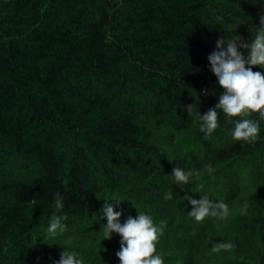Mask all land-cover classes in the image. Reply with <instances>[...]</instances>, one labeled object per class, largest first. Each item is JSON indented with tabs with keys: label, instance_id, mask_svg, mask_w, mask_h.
<instances>
[{
	"label": "trees",
	"instance_id": "16d2710c",
	"mask_svg": "<svg viewBox=\"0 0 264 264\" xmlns=\"http://www.w3.org/2000/svg\"><path fill=\"white\" fill-rule=\"evenodd\" d=\"M261 15L264 0H0V264H54L65 249L120 264L106 205L121 223L164 222V264H264V121L247 144L221 113L205 139L185 111L218 103L208 56L221 37L250 42ZM203 195L228 215L196 222L184 197ZM53 214L67 216L55 237Z\"/></svg>",
	"mask_w": 264,
	"mask_h": 264
},
{
	"label": "clouds",
	"instance_id": "9594fccd",
	"mask_svg": "<svg viewBox=\"0 0 264 264\" xmlns=\"http://www.w3.org/2000/svg\"><path fill=\"white\" fill-rule=\"evenodd\" d=\"M259 24L260 27L256 28V34L250 42H246L244 37L239 35H229L227 39L221 37L216 41V50L208 56L210 71L223 89L218 103L203 115L195 111L196 105L185 106L189 116L195 115L200 131L205 133V139L219 128L221 113L229 123L234 124L230 133L233 141L251 144L257 142L260 137V122L264 121V72H254L253 67L264 69V15L260 16ZM240 49L248 50L247 57ZM204 94L207 95V92ZM254 116L259 119L252 118ZM208 171L212 172L211 166H208ZM192 176L191 170L185 171L179 166H175L171 173L177 184L187 185ZM203 187L201 184L198 192H202ZM168 198H172L171 193ZM63 199L57 191L55 208L58 211L64 206ZM184 199L192 205V211L188 215L196 222H203L209 217L224 218L228 215V205L222 201L213 202L208 195H203L199 200L192 196H186ZM103 212L107 219L106 226H103V240H111L113 233L120 236V249L115 253L120 264H164V258L158 252L164 222L157 225L151 215L138 211L135 218L129 215L121 223L122 213L114 211L111 205H106ZM65 220L66 215L53 214L47 233L55 237L58 233L65 232L67 225L62 223ZM234 247L230 242L220 243L214 245L212 250H231ZM54 264H85V261L78 252L65 249Z\"/></svg>",
	"mask_w": 264,
	"mask_h": 264
}]
</instances>
